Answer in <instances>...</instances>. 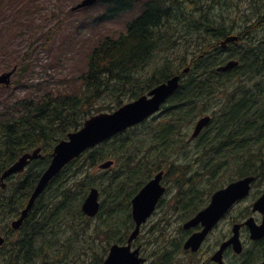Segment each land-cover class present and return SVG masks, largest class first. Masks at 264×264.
Masks as SVG:
<instances>
[{"label":"trees","instance_id":"1","mask_svg":"<svg viewBox=\"0 0 264 264\" xmlns=\"http://www.w3.org/2000/svg\"><path fill=\"white\" fill-rule=\"evenodd\" d=\"M99 3L104 9L99 21L126 13L136 17L125 33L104 38L88 56L83 91L49 94L40 104L23 101L19 118L0 123V176L25 153L42 147L45 155L3 194L0 216L19 215L54 147L68 133L82 128L89 117L113 112L182 75L185 67L191 70L182 75L179 90L160 113L87 151L56 176L21 229L6 232L0 264H103L110 247L125 244L134 229L133 197L160 171L166 172L167 183L177 186L176 209L185 220L216 189L263 174L264 0ZM231 34L239 35L240 44L226 52L219 42ZM157 57L163 62L151 67ZM232 58L241 59L240 66L217 73ZM207 115L212 118L209 126L190 141L194 125ZM108 160L115 165L99 171L98 165ZM92 187L102 192L101 211L93 219L81 210ZM167 226L163 216L149 232L150 264H173L181 250L183 240L170 241Z\"/></svg>","mask_w":264,"mask_h":264},{"label":"rangeland","instance_id":"2","mask_svg":"<svg viewBox=\"0 0 264 264\" xmlns=\"http://www.w3.org/2000/svg\"><path fill=\"white\" fill-rule=\"evenodd\" d=\"M82 1L0 0V75L16 70L10 86L0 88V123L19 118L25 110L23 101L40 104L49 94L56 97L83 91L81 76L86 72L88 56L104 38H118L126 31L128 22L136 17V13H126L117 20L99 21L104 12L100 3L72 11ZM174 55L177 56V53ZM151 62V67H156L163 60L157 57ZM23 71L26 72L20 77ZM43 167L44 164L39 169ZM25 174L16 176L15 182H20ZM262 181L259 190L264 188V177ZM252 200L249 197L240 207L236 205L230 211L227 217L228 236L232 217L240 209L243 208V211ZM168 210L160 208L152 217L153 222L146 227L159 223ZM182 221H174L170 231L175 235L182 232L179 230Z\"/></svg>","mask_w":264,"mask_h":264},{"label":"water","instance_id":"3","mask_svg":"<svg viewBox=\"0 0 264 264\" xmlns=\"http://www.w3.org/2000/svg\"><path fill=\"white\" fill-rule=\"evenodd\" d=\"M97 0H84L77 5L74 10L90 7ZM238 40L237 36L228 37L223 41L222 46L226 47L229 42ZM239 65V62L232 60L226 65L217 69L218 72H227ZM189 72V68L185 70ZM14 72L3 74L0 76V85L8 84L9 79ZM180 87V76H175L166 83L156 87L149 94L141 97L135 102L124 105L113 114L102 113L88 119L84 127L75 133H71L68 140L58 144L53 153V159L41 176L38 185L32 194V197L22 212L21 217L13 222V228L19 229L24 220L27 218L36 199L70 162L80 157L86 150L96 147L98 144L106 141L109 138L127 130L130 127L136 126L144 122L154 113L158 112L162 105L171 97ZM210 117L201 119L194 130L192 138L200 135L203 129L209 124ZM40 157V149L33 154H26L21 157L11 168H9L1 177L0 185L5 188L4 180L14 173L23 172L30 161ZM113 165V162H106L100 167L108 169ZM163 173L158 174L150 183H148L141 192L133 200V218L136 223V228L129 237L127 245L115 244L110 248L109 255L103 264H145L146 260L140 257V248L132 250L134 240L139 236L141 225L153 214L156 206L165 192L161 181ZM254 177H247L239 181L231 183L224 189L217 191L210 205L199 212L195 218L185 224V229H191L198 225L204 227L203 231L192 235L185 244V249L197 251L209 232L219 222V220L229 211V209L239 200L248 196L251 185L254 182ZM83 211L89 217H95L100 211L99 191L94 188L83 204ZM254 212H260L264 216V194L254 204ZM245 226L249 227L251 238L253 240L264 237V218L261 226H258L253 218L245 222ZM241 225H236L233 228L234 236L224 243L221 250L214 256L213 260L221 261L222 254L225 249L233 246L237 253L242 252V244L240 242ZM5 242V239L0 235V246ZM264 264V263H262Z\"/></svg>","mask_w":264,"mask_h":264},{"label":"flooded vegetation","instance_id":"4","mask_svg":"<svg viewBox=\"0 0 264 264\" xmlns=\"http://www.w3.org/2000/svg\"><path fill=\"white\" fill-rule=\"evenodd\" d=\"M259 180L261 181V178H259ZM1 189L2 187H0V191ZM0 193L3 196V193L2 192ZM257 199L252 200L251 204L246 206V208L243 211H242L243 208L240 209L236 214V216L234 215L232 217L233 221L231 223L232 225L231 229L236 224L241 225V229H240L241 240L244 246L243 254L238 255L234 253L233 248H229L223 252L220 262L213 260L214 255L218 253L219 249L221 248V245L229 238L228 236L229 234L227 233V217H228L227 214L209 233L205 242L197 252H193L191 250L187 251L185 249H182V252L178 255V257H176V259H174L173 264H260L262 263L264 261V237L259 240H252L250 238L249 229L244 225V222L250 217H253L259 225L263 222V216L260 213H254L252 210V206ZM245 200L240 201L237 204L238 205L237 208L240 207L242 203L245 202ZM167 204L176 205L178 203L171 201V202H167ZM159 210L160 207L157 209L156 213H158ZM168 211L169 212L166 214L165 219L168 220L171 224H174V221H177L178 223L179 220L180 221L184 220V218L179 214L180 210H168ZM8 220H9V224L7 225V227H10L12 225L13 220H11V218H9ZM150 222H153V220L149 219L147 223L143 226L144 228L142 229L143 233L146 234V236H149L148 231L151 228V227L147 228L146 225H148V223ZM172 227H173L172 225H169L166 234L167 237H171L173 239H178V240L182 239L184 240V244L185 241H187L188 238L193 233L203 230V227L199 226L195 230H193L189 235H187V233H182V232H179L178 235H175L173 231H170ZM8 230L9 228L6 230V232ZM2 235L7 237L4 232L2 233ZM184 244H183V248H184ZM133 247L134 248L141 247L142 255L147 259V264H150L151 260L148 256H146V254H148L150 249L147 239L143 240L142 242L135 241ZM3 248L4 247H0V251H2Z\"/></svg>","mask_w":264,"mask_h":264}]
</instances>
